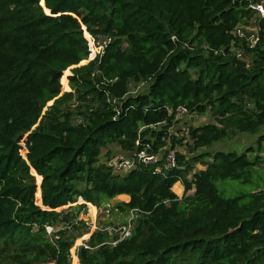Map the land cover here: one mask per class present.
<instances>
[{
    "label": "trees",
    "instance_id": "16d2710c",
    "mask_svg": "<svg viewBox=\"0 0 264 264\" xmlns=\"http://www.w3.org/2000/svg\"><path fill=\"white\" fill-rule=\"evenodd\" d=\"M260 1L0 0V264H70L77 232L90 234L74 264H264V188L216 185L251 183L262 157L199 151L264 126ZM252 18L251 45L234 31ZM84 33L110 41L79 64ZM179 106L212 121L178 137ZM111 145L159 158L115 172L110 147L100 158ZM115 196L112 209L137 215L112 244L113 222L90 232L79 214Z\"/></svg>",
    "mask_w": 264,
    "mask_h": 264
},
{
    "label": "rangeland",
    "instance_id": "374dc122",
    "mask_svg": "<svg viewBox=\"0 0 264 264\" xmlns=\"http://www.w3.org/2000/svg\"><path fill=\"white\" fill-rule=\"evenodd\" d=\"M239 28L243 31L244 35H246V39L247 41L252 45L254 44V40L258 35V29L257 26L254 24V18H252L251 21H249V24L245 25V24H241L239 26ZM85 34V33H84ZM88 34V33H87ZM87 34H85V37L88 38ZM91 39V38H90ZM95 53L97 51L96 48H94ZM96 55V54H95ZM94 55V56H95ZM93 56V49L92 52H90L89 56L85 62L81 63L82 61L79 62V64H84L86 63L89 59H91ZM71 67L70 66L68 69L69 73L66 75V77L71 73ZM60 81V80H59ZM61 84V83H60ZM140 85H135L132 84L131 85V89L134 88H138ZM67 88H69L68 90H70L69 87V83H68V79H67V83L63 82V86L61 84V93H63L64 91H68ZM141 87L138 88V90ZM179 120L177 122H175V126H173L170 131L173 132L174 134H176L178 137H181L183 135H185V129L181 128V126L184 125H202L204 123L207 122H211L212 118L210 117L209 111H206L203 114H190L188 113L187 115L181 116L178 118ZM178 127V128H176ZM260 134H264V126L257 132V133H249V132H236L231 138H227V139H223L220 141H216L213 142L208 149L204 148L199 150L200 152H215V151H235L236 153L240 154L242 152H245L246 149L248 147H253L254 151H248L247 152V156L250 159H253L254 156L256 154L260 155L262 157V163H264V146L263 145H258V136ZM182 146V145H181ZM180 145L176 146L175 149L177 150H185L183 148V146L181 147ZM108 147H110L111 149V158H110V162L113 161V159L119 155H124V153H121V151L118 150L117 147H114L113 145L111 146H107L105 148L102 149V157L100 156V158H102V160H105V153L108 149ZM125 156V155H124ZM258 164V165H261ZM257 165V169L253 172L252 175V182L251 183H241L237 180H217L216 181V185L219 189L221 188V184H223L226 188H227V192L225 193L226 195H232L234 193H236L237 190H242V191H249L254 183H256L259 187L264 188V164L261 166ZM205 166L201 165V164H196L195 168H204ZM176 184V183H175ZM181 185V183H180ZM179 187L178 184H176L173 189H174V193L181 197L183 195V186L181 185ZM172 189V190H173ZM125 196H115L113 198H111L108 201V204L110 205V207H108L107 203H105L103 206L98 207L96 205L93 206H88L87 205V209L85 212H82L79 214V218L82 219V221H84L88 226V229L90 230V232L94 231V229H96L97 226L101 225L103 222H110L112 224V222L114 223V225H117L118 223H122V221H124V218L126 216V213L123 211H117L112 209L114 204H116V202H119L121 200H125ZM52 230H54L52 228ZM90 233L87 234H80L77 232L76 234V239L73 243V246L70 249V264H74L73 263V258L74 256L77 257L76 252L77 249L80 246H83V244H85V240L88 238V235ZM4 256V255H3ZM78 260V258H77Z\"/></svg>",
    "mask_w": 264,
    "mask_h": 264
},
{
    "label": "built area",
    "instance_id": "2783aa9c",
    "mask_svg": "<svg viewBox=\"0 0 264 264\" xmlns=\"http://www.w3.org/2000/svg\"><path fill=\"white\" fill-rule=\"evenodd\" d=\"M251 8L254 9L259 16H264V0H261L258 3L252 4ZM234 33H236L240 36H244L243 31L239 27L236 28ZM257 39H258V35L255 38L254 43L256 42ZM87 40H88L91 52L93 49V56L91 58V59H93L97 55H101L103 53L105 46L110 41V37H99L98 39H93L92 37L88 36ZM94 48L97 49L96 53H95ZM91 59H89V60H91ZM138 84L140 85L139 87H141L143 85L142 82H140ZM135 87H136V85H135ZM138 88L131 89L130 92L135 93L138 90ZM113 101H115V99H113ZM188 113H189V111L185 107L179 106L178 108H176L174 121L177 122L179 120L178 119L179 117L187 115ZM181 128H183V129H185V131H187L188 125L186 124L184 126H181ZM168 131L171 132L170 130H168ZM165 147L168 149L166 157H165L167 165L172 166V165H174V162H175V150L171 149L169 147V144H167ZM165 147L163 149H165ZM134 157L137 158L138 161H141L144 163H151V162L156 161L159 158V154H149L146 151V149L144 148V149H140V150L136 151L133 154V156L119 155V156L115 157L112 162H109V163L112 165L113 170L115 172H122V171H126V170L134 167V163H135ZM155 171H160L159 167H156ZM107 205L109 207V204H107ZM136 215H137L136 209H129L127 215L125 216V222L124 223L123 222L118 223L113 228L112 227L109 228V230L112 229L114 231V233H116L118 236L114 241H111L112 244H116L118 241L126 238L127 236H129L131 234V230L133 227V221H134ZM46 230L48 233H50L52 231V227L47 226ZM83 245L85 246V244H83Z\"/></svg>",
    "mask_w": 264,
    "mask_h": 264
},
{
    "label": "crops",
    "instance_id": "0c3cea01",
    "mask_svg": "<svg viewBox=\"0 0 264 264\" xmlns=\"http://www.w3.org/2000/svg\"><path fill=\"white\" fill-rule=\"evenodd\" d=\"M176 183L180 185L181 182L177 181ZM174 184H175V183H174ZM181 185H182V184H181ZM181 185H180V186H181ZM182 186H183V185H182Z\"/></svg>",
    "mask_w": 264,
    "mask_h": 264
},
{
    "label": "water",
    "instance_id": "95a60500",
    "mask_svg": "<svg viewBox=\"0 0 264 264\" xmlns=\"http://www.w3.org/2000/svg\"><path fill=\"white\" fill-rule=\"evenodd\" d=\"M44 0H42V2H40V4L43 6Z\"/></svg>",
    "mask_w": 264,
    "mask_h": 264
}]
</instances>
